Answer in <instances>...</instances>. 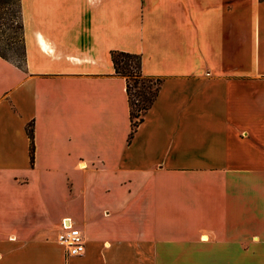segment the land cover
I'll return each instance as SVG.
<instances>
[{
  "label": "crops",
  "instance_id": "crops-1",
  "mask_svg": "<svg viewBox=\"0 0 264 264\" xmlns=\"http://www.w3.org/2000/svg\"><path fill=\"white\" fill-rule=\"evenodd\" d=\"M20 12L23 65L0 56V264H264V1ZM114 52L160 81L136 127Z\"/></svg>",
  "mask_w": 264,
  "mask_h": 264
},
{
  "label": "trees",
  "instance_id": "trees-1",
  "mask_svg": "<svg viewBox=\"0 0 264 264\" xmlns=\"http://www.w3.org/2000/svg\"><path fill=\"white\" fill-rule=\"evenodd\" d=\"M10 0H0V10L2 8V5H5ZM19 4V11H20V0H18ZM3 13L0 11V19H2ZM20 19H21V12H20ZM2 24V23H1ZM21 29H22V23H21ZM0 56L6 60H8L6 57L0 54ZM111 60L113 63V67L115 69V72L121 76L124 77L126 80V94L128 98V104L130 108V120L132 122V126L136 127L137 123L141 121L142 116L144 113L149 109V107L152 105L157 92L158 87L160 84L159 80H154L156 82L153 89H151V93L149 96L145 95V93L139 88V90L134 92V89H137V85L139 81H148L152 82L153 79L144 77L141 73V57L136 54H130V53H124V52H114L111 55ZM10 61V60H9ZM23 62H24V50H23ZM16 64V63H15ZM18 66H22L19 64H16ZM132 82V84H131ZM134 97H139L140 100L134 99ZM141 103V105L139 104ZM27 134L30 139L31 145H30V151L32 153L33 151V132L31 126H28ZM133 132H131L130 137H132Z\"/></svg>",
  "mask_w": 264,
  "mask_h": 264
},
{
  "label": "rangeland",
  "instance_id": "rangeland-1",
  "mask_svg": "<svg viewBox=\"0 0 264 264\" xmlns=\"http://www.w3.org/2000/svg\"><path fill=\"white\" fill-rule=\"evenodd\" d=\"M0 11L3 13L2 19H0V54L13 63L22 65L23 35L18 0L8 1L5 5H2ZM155 84L154 80L152 82L139 81L137 89H134V92H137L141 88L145 95L149 96L151 93L150 88L153 89ZM134 99L136 103L137 100H140L139 97H134ZM139 104L141 105L140 102Z\"/></svg>",
  "mask_w": 264,
  "mask_h": 264
},
{
  "label": "built area",
  "instance_id": "built-area-1",
  "mask_svg": "<svg viewBox=\"0 0 264 264\" xmlns=\"http://www.w3.org/2000/svg\"><path fill=\"white\" fill-rule=\"evenodd\" d=\"M62 232L58 235V240L66 248L67 254L81 256L85 251V241L80 230L71 226L69 221L63 222Z\"/></svg>",
  "mask_w": 264,
  "mask_h": 264
}]
</instances>
